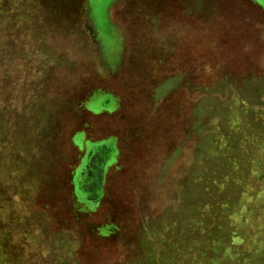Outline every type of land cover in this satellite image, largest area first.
<instances>
[{
    "label": "rangeland",
    "instance_id": "rangeland-1",
    "mask_svg": "<svg viewBox=\"0 0 264 264\" xmlns=\"http://www.w3.org/2000/svg\"><path fill=\"white\" fill-rule=\"evenodd\" d=\"M0 264H264L261 9L0 0Z\"/></svg>",
    "mask_w": 264,
    "mask_h": 264
},
{
    "label": "crops",
    "instance_id": "crops-1",
    "mask_svg": "<svg viewBox=\"0 0 264 264\" xmlns=\"http://www.w3.org/2000/svg\"><path fill=\"white\" fill-rule=\"evenodd\" d=\"M250 3L255 4L258 8L261 9V11L264 13V3L261 2V0H248Z\"/></svg>",
    "mask_w": 264,
    "mask_h": 264
},
{
    "label": "snow or ice",
    "instance_id": "snow-or-ice-1",
    "mask_svg": "<svg viewBox=\"0 0 264 264\" xmlns=\"http://www.w3.org/2000/svg\"><path fill=\"white\" fill-rule=\"evenodd\" d=\"M262 3H264V0H261Z\"/></svg>",
    "mask_w": 264,
    "mask_h": 264
}]
</instances>
